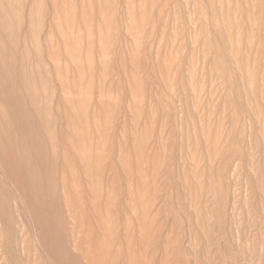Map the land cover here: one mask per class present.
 <instances>
[{"label":"rangeland","instance_id":"obj_1","mask_svg":"<svg viewBox=\"0 0 264 264\" xmlns=\"http://www.w3.org/2000/svg\"><path fill=\"white\" fill-rule=\"evenodd\" d=\"M18 1L22 3L25 0H11V3L18 6ZM26 1V11L31 10L32 22H25L19 48L20 51L22 48L26 51L24 56L27 63L29 62L28 66L31 67V63L34 65L28 68L33 72L34 81L39 83L37 86L35 82L36 91L40 95L39 101L41 100L37 108L41 107L39 109L43 111L48 106L51 111L43 113L41 110L37 112L30 109L28 102L21 100L20 90L17 89L19 91L16 93L15 87L12 93L10 88L7 90L9 84L5 82L6 89L0 94V104H4L7 111L15 107V112L14 109L8 112L13 123V133L9 130L8 135L13 142L9 140L11 147L1 148L0 151V264H264V0H31L32 4L30 0ZM26 14L23 11V16H27ZM47 16L49 20L46 19ZM122 18L126 19V29ZM201 18L205 20L201 21ZM40 29L46 31V34L43 31L40 34ZM69 29H73V33L81 37L80 52L74 45L73 38L68 39L65 48L61 44L62 50L57 45L62 43L60 33ZM25 33H29V40ZM36 37L38 48L35 46ZM116 38L118 42L121 39L119 46ZM91 39L96 47L92 48L94 64L89 66L86 61V47ZM201 41L204 42L203 45ZM41 44L46 46V50ZM206 51H211L209 56ZM113 53H117L115 58ZM17 56L20 59L21 52ZM76 57H80L82 61L78 69L75 67L77 64L73 63ZM216 61L222 63L223 70L226 68L228 74L219 69L221 66L217 68L220 64ZM228 67H232L233 71ZM58 68L61 72H58ZM117 69L120 72L117 73ZM125 90L127 95L123 94ZM55 96L60 98L56 97L54 101ZM72 96L78 101L74 100V106L70 107L66 100L74 98ZM11 112L19 118H15ZM117 118H121L120 123ZM15 124H18L17 127ZM24 126L28 127L29 132ZM239 129L242 131L238 132ZM113 131H117L115 135ZM235 132L241 135L236 136ZM246 132L250 134L248 143L244 139ZM36 145L40 148L35 147ZM13 150L17 157L12 155ZM34 153L37 155L34 156ZM33 156L39 161L31 159ZM221 163L226 165L223 167ZM6 166H9L8 170ZM10 168L15 173L11 174ZM25 169L35 177L36 184L30 182L29 185L25 180L28 173ZM46 176L49 180H45ZM42 179L45 183L40 182ZM20 180L23 182L19 183ZM56 182L65 186V200L74 225L67 220L65 224L63 220L58 204L59 198L62 200L61 193H52L53 188L51 189ZM14 183L20 187L14 186ZM22 184L24 188L21 187ZM240 184L243 185L241 188ZM43 188L46 192L42 191ZM216 188L219 193L215 192ZM22 193L25 195H21ZM13 194L18 198L13 197ZM255 195L256 199L253 198ZM18 202L23 203L20 204L22 208L17 205ZM225 202L233 209L226 207V204L222 206ZM2 208L6 212H2ZM234 208L238 211L235 212ZM18 209L26 210V215ZM65 209L62 208L64 212ZM36 210H40L42 215ZM7 211L9 214L6 215ZM18 212L22 213L20 217ZM34 217H37L36 220ZM30 227H36L33 228L34 231L29 230L33 233L28 231ZM73 242L77 243L76 247L82 251L85 261L73 257L76 254L71 249ZM122 246L124 247L121 248Z\"/></svg>","mask_w":264,"mask_h":264},{"label":"bare ground","instance_id":"obj_2","mask_svg":"<svg viewBox=\"0 0 264 264\" xmlns=\"http://www.w3.org/2000/svg\"><path fill=\"white\" fill-rule=\"evenodd\" d=\"M17 1V0H16ZM34 1V0H33ZM33 1H31L30 0V2H31V4L33 3ZM45 1V0H44ZM47 1V0H46ZM50 1V0H49ZM58 1V0H57ZM202 1V0H201ZM206 1V0H205ZM210 1H212V0H210ZM22 2V1H21ZM207 2H209V1H207ZM213 2V1H212ZM211 2V3H212ZM216 2V1H215ZM225 2V1H224ZM241 2H242V0H241ZM240 2V3H241ZM18 6L17 5H12V3H11V0H0V94H2V92H3V89L5 88V82H7L8 84H9V87L7 86V90H8V88H10V90H11V92L13 93V89L16 87V90L17 89H19V90H17V92L16 93H18V91L19 92H21V93H19V95H21V100H23L24 102H28V104L31 106V107H29L30 109H33L34 111L36 110L37 112L39 111V110H41V109H39V108H41V107H39V108H37V105H40L38 102H41V100L39 101V94L37 93L38 91H36V87H35V82H37V81H34V75H33V72L29 69V68H31L32 67V65H33V63H31V67H29L28 66V63H27V61H26V58H25V56H26V51H24L23 50V48L21 49L22 51H20V48H19V42L21 43L22 41H21V37L23 36V28H24V26L26 25V23L28 22V24H30V22H32V14H31V10L29 11V12H27L26 10H27V5H28V3H27V1L25 0V1H23L22 3H20L19 1H18ZM46 3V2H45ZM49 3V2H48ZM48 3H46V4H48ZM58 3V2H57ZM97 3V2H96ZM210 3V4H211ZM24 4V5H23ZM50 4V3H49ZM94 4H95V1H94ZM232 4V3H231ZM263 4V3H262ZM212 5V4H211ZM241 5V4H240ZM243 5V4H242ZM78 6V5H77ZM95 6V5H94ZM117 6H118V4H117ZM263 6H264V4H263ZM96 7V6H95ZM243 7V6H242ZM32 8H34V7H32ZM48 8V7H47ZM47 8H46V10H47ZM213 8V7H212ZM262 8H264V7H262ZM49 9H51V8H49ZM48 9V10H49ZM207 9V8H206ZM206 9H205V11H206ZM211 9V8H210ZM215 9V8H214ZM77 10V9H76ZM96 10V9H95ZM230 10V9H229ZM243 10V9H242ZM264 9H262V12H264L263 11ZM23 11H25V13H27L26 15L27 16H23ZM34 11V10H33ZM78 11H79V9H78ZM118 11V10H117ZM208 11V10H207ZM211 11H213L212 9H211ZM223 11H224V9H223ZM229 12H231V11H229ZM34 13V12H33ZM50 13V12H49ZM118 14H119V12H117ZM243 13V12H242ZM51 14V13H50ZM207 14H209V11L207 12ZM211 14V13H210ZM47 15V14H46ZM231 15V14H230ZM242 15H244V13L242 14ZM49 16V15H48ZM48 16H47V18L46 19H48ZM77 16H78V14H77ZM96 16V15H95ZM94 16V17H95ZM117 16V15H116ZM208 16L209 15H207L206 17H207V19H209L208 18ZM212 16V15H211ZM35 17V16H34ZM121 17V16H120ZM244 17V16H243ZM263 17H264V14H263ZM76 18V17H75ZM115 18H117V17H115ZM214 17L212 16V19H213ZM217 18V17H216ZM219 18V17H218ZM231 17H229V19H230ZM44 19H45V17H44ZM45 19V20H46ZM121 19V18H120ZM123 19V18H122ZM215 19V18H214ZM220 19V18H219ZM34 20V19H33ZM49 20V19H48ZM201 21L203 20L202 18L200 19ZM205 20V19H204ZM203 20V21H204ZM231 20V19H230ZM242 20V19H241ZM244 21H245V19H243ZM261 20H263V19H261ZM119 21V20H118ZM170 21V20H169ZM168 21V22H169ZM207 21H209V20H207ZM221 21V20H220ZM26 22V23H25ZM123 26H124V28L126 29L127 27H126V24H125V22H126V19H123ZM193 22V21H192ZM242 22V21H241ZM262 22V21H261ZM43 23H44V20H43ZM79 23V22H78ZM96 23V22H95ZM119 23V22H118ZM121 23V22H120ZM212 23V22H211ZM211 23H209V24H211ZM262 23H264V22H262ZM45 24H47V22L45 21ZM44 24V25H45ZM76 24V23H75ZM80 24V23H79ZM169 24V23H168ZM172 24H173V21H172ZM189 24V23H188ZM200 24H201V22H200ZM215 24H216V22H215ZM242 24H244V23H242ZM122 25V24H121ZM174 25V24H173ZM202 26H203V24H201ZM206 24L204 23V26H205ZM218 25V24H217ZM220 25H221V23H220ZM233 25V24H232ZM118 27L120 26V24H118L117 25ZM168 26V25H167ZM213 26H215V25H213ZM244 26V25H243ZM26 27V26H25ZM42 27V26H41ZM45 27H46V25H45ZM169 27V26H168ZM167 27V28H168ZM185 27H187L186 25H185ZM206 27V26H205ZM204 27V28H205ZM218 27V26H217ZM222 27V26H221ZM233 27V26H232ZM122 28V27H121ZM120 28V29H121ZM244 28V27H243ZM260 28H262V27H260ZM46 29H47V27H46ZM95 29H96V27H95ZM119 29V28H118ZM206 29V28H205ZM219 29V28H218ZM221 29V28H220ZM263 29V28H262ZM261 29V31L260 32H262L263 30ZM92 30H93V28H92ZM115 30V29H114ZM122 30V29H121ZM120 30V31H121ZM186 30V28H184V31ZM208 31H210V29H207ZM26 31H28L29 33H30V31L29 30H26ZM35 31V30H34ZM40 31V34H43V29H40L39 30ZM43 31V32H42ZM96 31V30H95ZM123 31V30H122ZM206 31V30H205ZM207 31V32H208ZM243 31L244 30H242V33H243ZM46 32V31H45ZM44 32V33H45ZM53 32V31H52ZM94 32V31H93ZM114 32V31H113ZM119 32V31H118ZM124 32V31H123ZM123 32H121V33H123ZM125 32H127L126 30H125ZM194 32V31H193ZM213 32V31H212ZM215 32V31H214ZM21 33H23L22 34V36H21ZM29 33H25L26 34V36H28V34ZM224 33V32H223ZM222 33V34H223ZM46 34V33H45ZM54 34V33H53ZM56 34V33H55ZM54 34V35H55ZM94 34V33H93ZM185 35H188L187 33H184ZM244 34V33H243ZM260 34V33H259ZM262 34V33H261ZM117 35L119 36V34L117 33ZM223 35H225V34H223ZM30 36V35H29ZM29 36L27 37L28 38V40L31 38H29ZM151 36V34L149 35V37ZM156 36V35H155ZM207 36V35H206ZM206 36L204 37L205 38V40H206ZM40 37V36H39ZM60 37H61V42L62 43H57V45H58V47H59V49L61 48L60 46H61V44H62V46L65 48V45L67 44V41H68V39L69 38H73L75 41V44L74 45H76V47H77V49H78V52H80V40H81V37H80V35L79 34H74L73 33V29L71 30V29H69L68 31H66V32H61L60 33ZM117 37V36H116ZM154 37V36H153ZM157 37V36H156ZM155 37V38H156ZM189 37V36H188ZM196 37H198V36H196ZM210 37V36H209ZM214 37V36H213ZM224 37V36H223ZM258 37V36H257ZM24 38H25V36H24ZM37 39H35V46L38 48V37H36ZM44 38V37H43ZM94 38V37H93ZM122 38V37H121ZM187 38V37H186ZM185 38V39H186ZM200 38V37H199ZM226 38V37H225ZM224 38V39H225ZM97 39V38H96ZM150 39V38H149ZM196 39V38H195ZM201 39V38H200ZM41 40H42V38H41ZM51 44H52V42H51V40L50 39H47ZM94 40V39H93ZM116 40H117V38H116ZM124 40H125V38H124ZM144 40H145V38H144ZM190 40V39H189ZM218 40V39H217ZM25 41V39L23 40V42ZM46 41V40H45ZM96 41V40H95ZM120 42H121V39L119 40ZM210 41V40H209ZM224 41V40H223ZM257 41V39L255 40V42ZM30 42V41H29ZM39 42H40V40H39ZM117 42H118V40H117ZM120 42H118V46H119V43ZM134 42V41H133ZM226 42V41H225ZM242 42H243V40H242ZM31 43H33V42H31ZM41 43H43V42H41ZM47 43V42H46ZM45 43V44H46ZM143 43H145V41L143 42ZM154 43V42H153ZM197 43H198V41H197ZM197 43H196V45H197ZM200 43H202V41L200 42ZM218 43H219V41H218ZM227 43V42H226ZM226 43H224V44H226ZM232 43H233V41H232ZM29 44V43H28ZM44 44V45H45ZM163 44V43H162ZM204 44V42L202 43V45ZM206 44H207V42H206ZM264 44V43H263ZM23 45V44H22ZM32 45V44H31ZM48 45V44H47ZM95 45V46H94ZM123 45V44H122ZM220 45V44H219ZM226 45H228V44H226ZM40 46V45H39ZM41 46H42V44H41ZM117 46V47H118ZM200 46V45H199ZM205 46V45H204ZM224 46V45H223ZM258 46H261L260 44L258 45ZM42 47H44V46H42ZM46 47V46H45ZM44 47V48H45ZM49 47V46H48ZM94 47H96V44H93V41H92V39L91 40H89L88 42H87V47H86V57H87V63H88V65L89 66H92L93 64H94V58H93V51H92V48H94ZM115 47H116V45H115ZM197 47V46H196ZM226 47V46H225ZM241 47H243V45L241 46ZM28 48H30V47H28ZM85 48V47H84ZM123 48V47H122ZM200 48V47H199ZM198 48V49H199ZM217 48V47H216ZM228 48V47H227ZM226 48V49H227ZM253 48H254V46H253ZM33 49V48H32ZM35 49V48H34ZM82 49H83V47H82ZM119 49V48H118ZM222 48H221V45H220V50H221ZM242 49V48H241ZM240 49V50H241ZM44 50V49H43ZM45 50H46V48H45ZM45 50H44V52H45ZM61 50H62V48H61ZM95 50V49H94ZM116 50H117V48H116ZM124 50V49H123ZM192 50V49H191ZM204 50V49H203ZM206 50V49H205ZM211 50H212V48H211ZM224 50V49H223ZM252 50V49H251ZM260 50H262V48L260 49ZM24 51V52H23ZM218 51V50H217ZM19 52H21V56H20V59L18 58V56L17 55H19ZM33 52V51H32ZM118 52V51H117ZM121 52H122V50H121ZM197 52H199L198 50H197ZM205 52V51H204ZM209 52H211V51H209ZM209 52L207 53V51H206V53H207V55L209 56ZM241 52V51H240ZM239 52V53H240ZM252 52V51H251ZM46 53V52H45ZM200 53V52H199ZM198 53V54H199ZM225 53V51H223V53L222 54H224ZM114 54V58L116 57V55H117V53H116V55H115V53H113ZM125 54V53H124ZM212 54V53H211ZM210 54V55H211ZM263 54V53H262ZM25 55V56H24ZM42 55H44L43 54V51H42ZM123 55V54H122ZM153 55V54H152ZM196 55V54H195ZM206 55V57H208ZM213 55V54H212ZM251 55V54H250ZM35 56V55H34ZM100 56H103V55H100ZM160 56V55H159ZM189 56V55H188ZM215 56V55H214ZM226 56V55H225ZM32 57V56H31ZM44 57H45V55H44ZM43 57V58H44ZM125 56H123V58H124ZM199 58H200V56H198ZM210 57H212V56H210ZM216 57V56H215ZM218 57V56H217ZM36 58V57H35ZM46 58V57H45ZM129 58V57H128ZM146 58V57H145ZM151 58H153V57H151ZM238 58H239V56H238ZM261 58V57H260ZM32 59V58H31ZM211 59V58H210ZM263 59V58H262ZM37 60V59H36ZM97 60V59H96ZM95 60V61H96ZM117 60V59H116ZM116 60H115V64L117 63L116 62ZM215 60H216V58H215ZM260 60V59H259ZM29 61V60H28ZM44 61V60H43ZM68 61V60H67ZM113 61V60H112ZM55 62H58V61H55ZM59 62H61V59L59 60ZM216 62H218V61H216ZM260 62V61H259ZM258 62V63H259ZM262 62H264V61H262ZM261 62V63H262ZM47 63H48V61H47ZM46 63V64H47ZM70 63V62H69ZM73 63L76 65L77 64V66H75L76 67V69H78L79 67H81V65H82V61H81V59H80V57L78 58V57H76L75 59H74V61H73ZM207 63V62H206ZM210 63V62H209ZM219 63V62H218ZM217 63V64H218ZM221 63V62H220ZM219 63V64H220ZM229 63V62H228ZM50 64V63H49ZM58 64V63H57ZM63 64H64V62H63ZM68 64V63H67ZM114 64V65H115ZM222 64V63H221ZM221 64L220 65H218V67L217 68H219V66H221ZM226 64V63H225ZM62 65V64H61ZM212 65H214V64H212ZM224 65V64H223ZM228 65V64H227ZM260 65V64H259ZM259 65H258V67H259ZM34 66V65H33ZM41 66V65H40ZM50 66H51V64H50ZM118 65H116V67H117ZM128 66V65H127ZM181 66H182V64H181ZM229 66H231V65H229ZM29 67V68H28ZM49 67V66H48ZM52 67V66H51ZM51 67H49V68H51ZM61 67V66H60ZM115 67V66H114ZM214 67V66H213ZM225 67V66H224ZM250 67V66H249ZM254 67V66H253ZM41 68H42V66H41ZM62 68V67H61ZM64 68V67H63ZM156 68V67H155ZM228 68H230V67H228ZM232 68V67H231ZM229 69V70H232L233 71V68L232 69ZM263 68V67H262ZM262 68H260V69H262ZM116 69V68H115ZM220 70L222 69L223 70V68H222V66H221V68H219ZM240 69H242V68H240ZM252 69H254V68H252ZM58 70V72H61V70L58 68L57 69ZM118 70V69H117ZM179 70H181V69H179ZM205 70H207V69H205ZM225 70V72H226V68L224 69ZM223 70V71H224ZM263 70V69H262ZM50 71V70H49ZM53 71V70H52ZM182 71H183V68H182ZM181 71V72H182ZM242 71H243V69H242ZM259 71V70H258ZM257 71V72H258ZM41 72H42V70H41ZM118 72H120L119 70L117 71V73ZM231 72V71H230ZM234 72H237V71H234ZM245 72V71H244ZM43 73V72H42ZM51 73V72H50ZM74 73L76 74V72L74 71ZM222 74L224 73V72H221ZM227 74H228V72H226ZM53 74V73H52ZM70 74H71V72H70ZM157 74V73H156ZM226 74V75H227ZM236 74H238V73H236ZM239 74H240V72H239ZM239 74H238V76H239ZM243 74V73H242ZM264 74V73H263ZM51 75V74H50ZM120 75V74H119ZM177 75H179V74H177ZM184 75V74H183ZM212 75V74H211ZM229 75H230V73H229ZM38 76V75H37ZM37 76H35V77H37ZM182 76V75H181ZM231 76V75H230ZM235 76V75H234ZM243 76V75H242ZM179 77V76H178ZM219 77V76H218ZM256 77H257V75H256ZM47 79L49 78V77H46ZM232 78V77H231ZM238 78V77H237ZM243 78V77H242ZM258 79H259V77H257ZM54 79V78H53ZM55 79H57V78H55ZM122 79V78H121ZM212 79H213V77H212ZM224 79V78H223ZM244 79V78H243ZM40 80V79H39ZM123 80V79H122ZM239 80V79H238ZM257 80V79H256ZM84 81V80H83ZM144 81V80H143ZM183 81H185V80H183ZM224 81V80H223ZM227 81V80H226ZM260 81V80H259ZM40 82V81H39ZM233 82V81H232ZM238 84H239V81H236ZM235 82V83H236ZM54 83H55V81H54ZM85 83H86V81H85ZM85 83H83V84H85ZM217 83V82H216ZM244 83V82H243ZM255 83H256V81H255ZM38 82H37V86H38ZM93 84V83H92ZM146 84V83H145ZM145 84H144V86L143 87H145ZM230 84V83H229ZM223 85H225V82H224V84ZM237 85V84H236ZM17 86H18V88H17ZM56 86H57V84H56ZM204 86V85H203ZM226 86H227V84H226ZM232 86H233V84H232ZM231 86V87H232ZM244 86V85H243ZM255 86L257 87V85L255 84ZM49 87V86H48ZM87 87V86H86ZM231 87H228L229 89L231 88ZM235 87V86H234ZM238 87V86H237ZM55 88H57V87H55ZM224 88V87H223ZM239 88V87H238ZM255 88V87H254ZM6 89V88H5ZM40 89V88H39ZM47 89H51V88H47ZM235 89V88H234ZM234 89H232L233 91H234ZM241 89V88H240ZM53 90V89H52ZM60 90V89H59ZM59 90H58V92H59ZM123 90V89H122ZM231 90V89H230ZM49 91V90H48ZM54 91H56L57 92V89H55ZM127 90H125V91H123V94H128V93H125ZM187 91V90H186ZM240 91V90H239ZM239 91L237 92V93H239ZM246 91H247V89H246ZM5 92H8V91H5ZM223 92H224V90H223ZM235 92V91H234ZM233 92V93H234ZM74 93V92H73ZM187 93H188V91H187ZM212 93V92H211ZM247 93V92H246ZM258 93V92H257ZM6 94H8V93H6ZM63 94H66L65 92H63ZM181 94V93H180ZM249 94V93H248ZM4 95V94H3ZM12 94H10V96H11ZM18 95V96H19ZM89 95V94H88ZM183 95V94H182ZM181 95V96H182ZM187 95V94H186ZM229 95H231L230 93H229ZM234 95H235V93H234ZM233 95V96H234ZM240 95V94H239ZM242 95V94H241ZM240 95V96H241ZM1 96V95H0ZM9 96V95H8ZM9 96V97H10ZM14 96V95H13ZM76 96V95H75ZM90 96V95H89ZM239 96V97H240ZM248 96V95H247ZM250 96V95H249ZM256 96H258L257 94H256ZM20 97V96H19ZM42 97V96H41ZM56 97L57 96H55V98H54V101H56L55 99H56ZM59 97V96H58ZM57 97V98H58ZM72 97H74V96H72ZM77 97V96H76ZM93 98H94V96H92ZM187 97V96H186ZM193 97V96H192ZM242 97V96H241ZM2 99H3V97H1ZM48 98V97H47ZM60 98V97H59ZM122 98H124L123 96H122ZM146 98V97H145ZM182 98V97H181ZM234 98H236V96L234 97ZM258 98V97H257ZM12 99V98H11ZM17 99V98H16ZM130 99V98H129ZM183 99V98H182ZM187 99V98H186ZM233 99V98H232ZM241 99V98H240ZM250 99H251V97H250ZM10 100V99H9ZM20 100V101H21ZM45 100V99H44ZM47 100H49V98L47 99ZM61 100V99H60ZM74 100H77V98H72V99H67L66 101L68 102V104L70 105V107H73L74 105H72L73 104V101ZM127 100V99H126ZM125 100V101H126ZM151 100V99H150ZM174 99H172V103H174L175 101H173ZM187 100H189V98L187 99ZM259 100V99H258ZM11 101H13V100H11ZM15 101V100H14ZM58 101V100H57ZM62 101V100H61ZM78 101V100H77ZM145 101H146V99H145ZM212 101V100H211ZM220 101V100H219ZM242 101H243V99H242ZM252 101V100H251ZM23 102V103H24ZM44 102V101H43ZM50 102V101H49ZM117 102H119V101H117ZM122 102V101H121ZM126 102H128V101H126ZM125 102V103H126ZM146 102H148V101H146ZM154 102V101H153ZM181 102V101H180ZM189 102V101H188ZM228 102H229V100H228ZM235 102H237V99H236V101ZM260 102V101H259ZM258 102V103H259ZM1 103V102H0ZM47 102H45V105H48V104H46ZM177 103V102H176ZM175 103V104H176ZM232 103H234V100L232 101ZM244 103V102H243ZM52 104V103H51ZM64 104V103H63ZM121 104V103H120ZM123 104V103H122ZM178 104V103H177ZM181 104H183V102H181ZM228 104V103H227ZM241 104V102L239 103V105ZM245 104V103H244ZM261 104V103H260ZM4 105V104H3ZM2 104H0V151H1V148H4V147H11V145H10V143L11 142H9V140H12L11 138H10V136L8 135V131L9 130H11L12 129V127H13V123H12V121H11V119H10V117H9V114H8V112H9V110L10 109H14V111L13 112H15V107L14 108H9V110L7 111V107L6 106H3ZM53 105H55V104H53ZM52 105V106H53ZM58 105V104H57ZM124 105V104H123ZM154 105V104H153ZM152 105V106H153ZM166 105V104H165ZM174 105V104H173ZM218 105V104H217ZM233 105V104H232ZM238 106V104H235V106ZM15 106V105H14ZM59 106H61V105H59ZM98 106V105H97ZM97 106H95V107H97ZM125 106V105H124ZM261 106V105H260ZM6 107V108H5ZM42 107H44V106H42ZM51 107V106H50ZM90 107H92V106H90ZM171 107H173V106H171ZM174 107H175V105H174ZM240 107H242V106H240ZM22 109H24L23 107H21ZM125 108V107H124ZM145 108V107H144ZM262 106H261V110H262ZM51 109V108H50ZM53 109H54V107H53ZM66 109H67V107H66ZM123 109V108H122ZM175 109H178L177 107L175 108ZM184 109V108H183ZM239 109V108H238ZM238 109H237V111H238ZM25 110V109H24ZM26 110H27V108H26ZM61 110H62V108H61ZM61 110H59L60 112H61ZM131 110V109H130ZM185 110V109H184ZM228 110H229V108H228ZM242 109H240V111H241ZM11 111V110H10ZM17 111V110H16ZM42 111V110H41ZM48 111H51V110H49V107L48 106H45L44 107V109H43V113L44 112H48ZM68 111V110H67ZM122 111V110H121ZM120 111V113L122 114V112ZM125 112H126V109L124 110ZM236 111V112H237ZM248 111V110H247ZM13 112H11V114L12 115H14L13 114ZM22 112H25V111H22ZM33 112V111H32ZM173 112H174V110H173ZM177 112H178V110H177ZM183 112V111H182ZM205 112V111H204ZM228 112V111H227ZM244 112V111H243ZM25 113H28V112H25ZM36 113V112H35ZM34 113V114H35ZM62 113V112H61ZM176 113V112H175ZM215 113V112H214ZM230 113V112H229ZM229 113H228V116H229ZM244 113H246V112H244ZM243 113V114H244ZM264 113V112H263ZM55 114V113H54ZM126 114V113H125ZM144 114L145 113H143V116H144ZM178 114V113H177ZM235 115L237 114V113H234ZM238 114H239V112H238ZM29 115V114H28ZM41 115V114H40ZM48 115V114H47ZM89 115H90V113H89ZM171 115V114H170ZM204 115H206V114H204ZM246 115V114H245ZM15 116V115H14ZM17 116V115H16ZM16 116H15V118H16ZM27 116V115H26ZM56 116V115H55ZM57 116H59V115H57ZM117 116H119V115H117ZM131 116V115H130ZM175 116H176V114H175ZM183 117L185 116V115H182ZM187 116V115H186ZM249 116V115H248ZM18 118H19V116H17ZM31 117V116H30ZM35 117H37L36 115H35ZM51 117H52V115H51ZM54 117V116H53ZM132 117V116H131ZM178 117H179V115H178ZM189 117V116H188ZM187 117V118H188ZM235 117V116H234ZM241 117H243V115L241 116ZM247 117V116H246ZM250 117V116H249ZM13 118V117H12ZM29 118V117H28ZM31 118H33V116L31 117ZM59 118V117H58ZM57 117H56V119H58ZM90 118V117H89ZM122 118V117H121ZM121 118H117V120L119 119V123H120V120H121ZM126 118H127V120H128V117H125V120H126ZM25 119V118H24ZM38 119V118H37ZM70 119V118H69ZM68 119V120H69ZM98 119V118H97ZM197 119H198V117H197ZM232 119V118H231ZM230 119V120H231ZM248 119V118H247ZM64 120V119H63ZM22 121V120H21ZM228 121V120H227ZM242 121V120H241ZM18 122H19V120H18ZM25 122H27V121H25ZM37 122H39V121H37ZM36 122V123H37ZM56 122H57V120H56ZM64 122V121H63ZM62 122V123H63ZM127 122V121H126ZM141 122V121H140ZM229 122V121H228ZM235 122H237V121H235ZM246 121H245V119H244V123H245ZM260 122V121H259ZM19 123H21V122H19ZM18 123V124H19ZM23 123H24V120H23ZM28 123V122H27ZM46 123L48 124V121H46ZM51 123H53V122H51ZM80 123V122H79ZM17 124V125H18ZM34 123H32V125H33ZM56 124V123H55ZM64 124V123H63ZM72 124V123H71ZM81 124V123H80ZM198 124V123H197ZM231 124V123H230ZM241 124H243V123H241ZM246 124V123H245ZM17 125L15 124V127H17ZM21 125H23V124H21ZM31 125V124H30ZM40 125V124H39ZM228 125V124H227ZM237 125H239V124H237ZM63 126V125H62ZM79 126V125H78ZM241 126V125H240ZM239 126V127H240ZM245 126V125H244ZM19 127V126H18ZM25 127V126H24ZM32 127V126H31ZM37 127V126H36ZM56 127V126H55ZM58 127V126H57ZM77 127V126H76ZM119 127V126H118ZM190 127V126H189ZM197 127V126H196ZM248 127V126H247ZM246 127V128H247ZM28 127H25V129H27ZM41 128V127H40ZM115 128H117L116 127V125H115ZM183 128H184V126H183ZM197 128H199V127H197ZM246 128H245V130H246ZM21 129V128H20ZM53 129V128H52ZM56 129V128H55ZM179 129V128H178ZM17 130V129H16ZM28 130V132H29V129H27ZM33 130H35V129H33ZM40 130V129H39ZM237 130V129H236ZM241 129H239L238 130V132L240 131ZM259 130V129H258ZM12 131V133H13V130H11ZM20 131V130H19ZM30 131H32V130H30ZM129 131V130H128ZM185 131V130H184ZM189 131L191 132V129L189 128ZM199 131V130H198ZM212 131V130H211ZM210 131V132H211ZM235 131V129L233 130V132ZM242 131V130H241ZM240 131V132H241ZM247 131V130H246ZM251 131H253V128H252V130ZM250 131V132H251ZM21 132V131H20ZM33 132V131H32ZM36 132V131H35ZM117 132V131H116ZM115 132V133H116ZM139 132V131H138ZM200 133H201V131H199ZM15 133V132H14ZM19 133V132H18ZM22 133V132H21ZM20 133V136H22V134ZM41 133V132H40ZM61 133V132H60ZM64 133V132H63ZM69 133V132H68ZM113 133H114V131H113ZM112 133V134H113ZM115 133H114V135H115ZM179 133V132H178ZM199 133V134H200ZM42 134V133H41ZM58 134V133H57ZM56 134V135H57ZM62 134V133H61ZM129 134V133H128ZM154 134H156V133H154ZM198 134V135H199ZM234 134H236V136L237 135H239V134H237L236 132L234 133ZM243 134V133H242ZM48 135H49V133H48ZM178 134H176V136H177ZM241 135V134H240ZM19 136V137H20ZM27 136H29L28 135V133H27ZM32 136V135H31ZM30 136V137H31ZM45 136V135H44ZM59 136V135H58ZM57 136V137H58ZM179 136V135H178ZM177 136V137H178ZM211 136H212V134H211ZM231 136H233V135H231ZM244 136H245V134H244ZM252 136V135H251ZM19 137H17V138H19ZM23 137V136H22ZM29 137V138H30ZM33 137V136H32ZM34 137L36 138V136L34 135ZM62 137V136H61ZM60 137V138H61ZM183 137H184V135H183ZM235 136H233V138H234ZM250 137V134L248 133L247 134V132H246V136L244 137V139L246 138V141H247V139ZM38 138V137H37ZM42 138V137H41ZM46 138V137H45ZM59 138V137H58ZM57 138V139H58ZM112 138H113V136H112ZM114 138H115V136H114ZM127 138H128V136H127ZM211 138V137H210ZM236 138V137H235ZM262 138H263V135H262ZM40 139V138H39ZM49 139V138H48ZM176 139H178V138H176ZM184 139V138H183ZM199 139H200V137H199ZM231 139V138H230ZM238 139V138H237ZM239 139H243V137L242 138H240L239 137ZM243 139V140H244ZM250 139H252V138H250ZM259 139V138H258ZM257 139V140H258ZM32 140H33V138H32ZM38 140V139H37ZM41 140V139H40ZM47 140V139H46ZM59 140V139H58ZM129 140V139H128ZM210 140V139H209ZM36 141V140H35ZM34 141V142H35ZM44 141H45V139H44ZM48 141V140H47ZM57 141V140H56ZM148 141V140H147ZM237 141V140H236ZM235 141V142H236ZM239 141V140H238ZM251 141V140H250ZM12 142H13V140H12ZM22 142H24V139H23V141ZM38 142V141H37ZM36 142V143H37ZM58 142V141H57ZM112 142V141H111ZM113 142H114V140H113ZM112 142V143H113ZM128 142H130V141H128ZM184 142V141H183ZM232 142V141H231ZM260 142V141H259ZM258 142V143H259ZM17 143H19V142H17ZM60 143V142H59ZM62 143H63V141H62ZM200 143H202V140H200ZM243 143H244V141H243ZM247 143H248V141H247ZM29 144V143H28ZM114 144H116V142H114ZM113 144V145H114ZM246 144V143H245ZM252 144V143H251ZM33 145H34V143H33ZM193 145V144H192ZM230 146H233V145H231V144H229ZM235 145H236V143H235ZM248 145V144H247ZM261 145V144H260ZM17 146V145H16ZM21 146H23V144L21 145ZM27 146V145H26ZM29 146V145H28ZM31 146V145H30ZM38 145H36L35 147H37ZM49 146V145H48ZM47 146V147H48ZM117 146V145H116ZM130 146V145H129ZM176 146H178V145H176ZM184 146V145H183ZM238 146H239V144H238ZM237 146V147H238ZM241 146H242V141H241ZM258 146H259V144H258ZM39 147V146H38ZM44 147V146H43ZM66 147H67V145H66ZM114 147V146H113ZM131 147V146H130ZM201 147H203V146H201ZM224 147V146H223ZM228 147V146H227ZM236 147V148H237ZM33 148H34V146H33ZM32 148V149H33ZM40 148V147H39ZM68 148V147H67ZM240 148V147H239ZM253 148V147H252ZM260 148H261V146H260ZM10 149V148H9ZM19 149V148H18ZM25 149V148H24ZM27 149H28V147H27ZM35 149V148H34ZM48 149V148H47ZM116 149V148H115ZM204 149V148H203ZM232 149V148H231ZM242 149V148H241ZM258 149V148H257ZM6 150V149H5ZM29 150V149H28ZM35 150H37V149H35ZM49 150V149H48ZM113 150H114V148H113ZM130 150H132L131 148H130ZM228 150H230V149H228ZM228 150H226V151H228ZM243 150V149H242ZM241 150V151H242ZM19 151V150H18ZM32 151H34V150H32ZM115 151V150H114ZM221 151V150H220ZM224 151V150H223ZM255 151V150H254ZM3 152V151H2ZM29 152V151H28ZM40 152H41V149H40ZM50 152V151H49ZM116 152V151H115ZM114 152V153H115ZM141 152V151H140ZM173 152H174V150H173ZM184 152V151H183ZM204 152V151H203ZM222 152V151H221ZM228 152H231V151H228ZM259 152V151H258ZM257 152V153H258ZM13 154L12 155H14V153H16L14 150H13V152H12ZM26 153H27V151H26ZM32 153V152H31ZM205 153V152H204ZM215 153V152H214ZM223 153V152H222ZM245 153V152H244ZM260 153V152H259ZM3 154H4V152H3ZM6 154V153H5ZM28 155H29V153H27ZM35 154V153H34ZM60 154V153H59ZM140 154V153H139ZM219 154H220V152H219ZM225 154H227V153H224V155ZM260 154H262V153H260ZM27 155V156H28ZM37 154H35L34 156H36ZM42 155H44V154H42ZM73 155V154H72ZM132 155V154H131ZM204 156H205V154H203ZM220 155H222V154H220ZM229 155H232L231 153L229 154ZM228 155V156H229ZM246 155V154H245ZM259 155V154H258ZM15 156V155H14ZM23 156V155H22ZM34 156H33V158H31V159H34ZM48 156V155H47ZM58 156H60V155H58ZM112 156V155H111ZM11 158H12V156H10ZM15 157H17V156H15ZM14 157V158H15ZM19 157H20V155H19ZM113 157V156H112ZM111 157V158H112ZM114 157H115V155H114ZM185 157V156H184ZM222 157V156H221ZM224 157V156H223ZM255 157V156H254ZM6 158L7 159H9L10 160V158L9 157H7L6 156ZM21 158V157H20ZM49 159L51 158V157H48ZM132 158H133V156H132ZM131 158V159H132ZM231 158V157H230ZM256 158V157H255ZM1 159V158H0ZM22 159V158H21ZM43 159V158H42ZM41 159V160H42ZM170 159V158H169ZM173 159V158H172ZM186 159V158H185ZM4 160V159H3ZM16 160V159H15ZM36 160H37V157H36ZM35 159H34V161H36ZM48 160V159H47ZM111 160H113V159H111ZM133 160V159H132ZM171 160V159H170ZM219 160V159H218ZM222 160H224V159H222ZM225 160H227V157H226V159ZM37 161H39V160H37ZM77 160H75V162H76ZM187 161V160H186ZM216 161V160H215ZM8 162V161H7ZM32 163H33V160L31 161ZM42 162H44V161H42ZM50 162V161H49ZM59 162H60V160H59ZM62 162V161H61ZM133 162V161H132ZM220 162V161H219ZM222 162V161H221ZM247 162V161H246ZM259 162H260V160H259ZM19 163V162H18ZM46 163H48V162H46ZM78 163V162H77ZM77 163H75V164H77ZM115 163V162H114ZM218 162H216V164H217ZM1 164V163H0ZM4 164V163H3ZM9 165H10V163H8ZM20 164V163H19ZM34 164V163H33ZM40 164V163H39ZM79 164V163H78ZM77 164V165H78ZM112 164H113V161H112ZM134 164V163H133ZM234 164V163H233ZM249 164V163H248ZM259 164V163H258ZM40 165H42V164H40ZM57 165V164H56ZM62 165V164H61ZM117 165V164H116ZM221 165L223 166V164L221 163ZM220 165V166H221ZM226 165V164H225ZM224 165V166H225ZM12 166V165H11ZM10 166V167H11ZM17 166H20V165H18L17 164ZM37 167H38V165H36ZM63 166V165H62ZM114 166H115V164H114ZM175 166V165H174ZM223 166V167H224ZM21 167V166H20ZM20 167H17V168H20ZM32 167H33V165H32ZM53 167V166H52ZM134 167V166H133ZM180 167V166H179ZM228 169H229V167L228 166H226ZM1 168V167H0ZM2 168H3V166H2ZM6 168H7V166H6ZM8 168H9V166H8ZM8 168H7V170H8ZM43 168V167H42ZM47 168V167H46ZM115 168H116V166H115ZM174 168V167H173ZM176 168V167H175ZM211 168H213V166L211 167ZM219 168H221V167H219ZM234 168V167H233ZM22 169V168H21ZM57 169V168H56ZM64 169V168H63ZM118 169V168H117ZM214 169V168H213ZM226 169V168H225ZM10 170H11V168H10ZM23 170V169H22ZM26 170V169H25ZM31 170V169H30ZM66 170V169H65ZM115 170V169H114ZM224 170V169H223ZM250 170V169H249ZM259 170H260V167H259ZM5 171H6V169H5ZM16 171V170H15ZM119 172H120V170H118ZM211 171V170H210ZM214 171V170H213ZM216 171H218L217 170V168H216ZM229 171V170H228ZM262 171V170H261ZM1 172V171H0ZM20 172V171H19ZM23 172V171H22ZM26 172H28L27 170H26ZM36 172V171H35ZM116 172H117V170H116ZM225 172V171H224ZM259 172V171H258ZM2 173H4V172H2ZM6 173H8V172H6ZM11 174L12 173H15V172H12V170H11V172H10ZM40 173V171L38 170V174ZM57 173H59L58 171H57ZM118 173V172H117ZM213 173V172H212ZM217 173H219V172H217ZM230 173H231V171H230ZM229 173V174H230ZM235 173V172H234ZM255 173V172H254ZM263 173V172H262ZM21 174V173H20ZM33 174H34V172H33ZM43 175H44V173H42ZM67 174V173H66ZM80 174V173H79ZM204 174H205V172H204ZM216 173L214 172V176H216L215 175ZM241 174V173H240ZM252 174V173H251ZM256 174V173H255ZM16 175H17V173H16ZM41 175V174H40ZM118 175H119V173H118ZM226 175V174H225ZM224 175V176H225ZM228 175V174H227ZM235 175V174H234ZM233 175V176H234ZM254 175V174H253ZM262 175V174H261ZM13 176V175H12ZM18 176V175H17ZM25 176V175H24ZM37 176V175H36ZM68 176V175H67ZM66 176V177H67ZM81 176V175H80ZM79 176V177H80ZM223 176V175H222ZM21 177V176H20ZM25 177H27L25 180H27L29 183V185H31L30 184V182H34L35 183V177L31 174V173H27V176H25ZM24 177V178H25ZM41 177H43V176H41ZM45 177V176H44ZM47 177V176H46ZM122 177V176H121ZM120 177V178H121ZM175 177V176H174ZM242 177V176H241ZM247 177H249L248 175H247ZM252 177V176H251ZM257 177V176H256ZM64 178H65V176H64ZM215 178V177H214ZM213 178V179H214ZM220 178V177H219ZM231 178V177H230ZM233 178V177H232ZM20 179V178H19ZM37 179V178H36ZM45 179V178H44ZM44 179H42L40 182H42ZM81 179V178H80ZM122 179V178H121ZM120 179V180H121ZM204 179H205V176H204ZM236 179V178H235ZM235 179H234V181H235ZM252 179V178H251ZM24 180V179H23ZM23 180L21 181V182H19V183H22L23 182ZM45 180H49L48 179V177H47V179H45ZM59 180H60V178H59ZM82 181H83V179H81ZM123 180V179H122ZM211 180H212V177H211ZM228 180V179H227ZM19 181V180H18ZM55 181V180H54ZM214 182H216L217 183V181L216 180H213ZM236 181H238V180H236ZM249 181V180H248ZM40 182H38V183H40ZM44 183H45V181H43ZM50 182V181H49ZM123 182V181H122ZM205 182V181H204ZM214 182H212V184H211V187H213L212 185H214L213 183ZM242 182H243V179H242ZM250 183H251V181H249ZM256 182H257V180H256ZM26 183V182H25ZM51 183V182H50ZM50 183H49V185H50ZM111 183V182H110ZM231 183H232V181H231ZM240 183H241V181H240ZM254 183V182H253ZM262 183V182H261ZM16 183H14V186H19V185H15ZM36 184V183H35ZM224 184V183H223ZM233 184V183H232ZM243 184H244V182H243ZM257 184V183H256ZM34 185V184H33ZM67 185V184H66ZM205 185V184H204ZM241 185V184H240ZM251 186H252V184H250ZM254 185V184H253ZM262 185V184H261ZM23 186V184L21 185V187ZM35 186V185H34ZM51 186V185H50ZM68 186V185H67ZM243 185H241L240 186V188L242 187ZM20 187V186H19ZM47 187V186H46ZM204 187V186H203ZM210 187V188H211ZM235 187V186H234ZM15 188H17V187H15ZM14 188V189H15ZM22 188H24V187H22ZM48 188V187H47ZM53 188V191H52V193L53 192H55V194H57L58 193V191H59V194L61 195V199L62 200H60V198H59V205H60V210L62 211L61 213H62V216H63V220H64V222H65V224H66V220H67V222H69V224H72V225H74V223H73V218L71 217V215H70V211H69V209H68V205H67V200H65V186L64 185H61V184H57V182L54 184V186L53 187H51V189ZM209 188V189H210ZM45 188H43V192H46L45 190H44ZM244 189V188H243ZM251 189H252V187H251ZM16 190V189H15ZM23 190V189H22ZM30 190H33V189H30ZM122 190L124 191V188H123V186H122ZM213 190H215V188H213ZM226 190V189H225ZM68 191V190H67ZM69 191H70V189H69ZM122 191V192H123ZM218 190H217V188H216V191L215 192H217ZM228 191H230V190H228ZM241 191H244V190H241ZM255 191V190H254ZM254 191H252V192H254ZM20 192H21V189H20ZM26 192V191H25ZM37 192V191H36ZM42 192V193H43ZM82 192H83V187H82ZM84 192H85V190H84ZM127 192V191H126ZM144 192V191H143ZM212 192V191H211ZM214 192V191H213ZM214 192V193H215ZM236 192V191H235ZM257 192V191H256ZM19 193V192H18ZM28 193V192H27ZM123 193H125V192H123ZM217 193H219V192H217ZM15 194V193H14ZM13 194V197L14 196H17V195H14ZM29 194V193H28ZM68 194H70V193H68ZM203 194H204V192H203ZM203 194H202V196H203ZM251 194V193H250ZM21 195H25V194H21ZM87 195H88V193H87ZM215 195V194H214ZM232 195V194H231ZM29 196H30V194H29ZM45 196V195H44ZM57 196V195H56ZM192 196V195H191ZM20 197V196H19ZM42 197V196H41ZM86 196H84V198H85ZM214 197V196H213ZM216 197V196H215ZM236 197V196H235ZM234 197V198H235ZM239 197H240V195H239ZM251 197V196H250ZM261 197H262V195H261ZM5 198V197H4ZM15 198H18V196L17 197H15ZM30 198H31V196H30ZM44 198V197H43ZM120 198V197H119ZM122 198V197H121ZM203 198H204V196H203ZM253 198H255L256 199V195H255V197H253ZM57 199V198H56ZM71 199V198H70ZM86 199V198H85ZM245 199V198H244ZM34 200V199H33ZM32 200V201H33ZM39 200V199H38ZM42 200H44V199H42ZM65 200V201H64ZM201 200V199H200ZM211 200V199H210ZM209 200V201H210ZM238 200H239V198H238ZM17 201H18V199H17ZM29 201V200H28ZM28 201H27V204H28ZM85 201V200H84ZM230 201H231V199H230ZM30 202V201H29ZM42 201H40V204H42L41 203ZM45 202V201H44ZM56 202V201H55ZM215 202H216V198H215ZM239 202V201H238ZM10 203V202H9ZM15 203V202H14ZM38 203H39V201H38ZM122 203V202H121ZM20 204H23V203H21L20 202ZM20 204H19V202H18V204L17 205H19L20 206ZM33 204V203H32ZM46 204V203H45ZM44 204V205H45ZM49 204V203H48ZM72 204V203H71ZM86 204V203H85ZM155 204V203H154ZM212 204V203H211ZM216 204V203H215ZM224 204H226L227 205V203L225 202V203H223L222 204V206H224ZM231 204V203H230ZM229 204V205H230ZM235 204V203H234ZM240 204H241V201H240ZM5 205V204H4ZM24 205H26V203L24 204ZM118 205V204H117ZM236 205H238V204H236ZM43 206V205H42ZM54 206V205H53ZM74 206V205H73ZM216 206V205H215ZM17 207V206H16ZM21 207V206H20ZM26 207V206H25ZM46 207H47V205H46ZM63 207H65L66 209H65V212L62 210V208ZM85 207V206H84ZM201 207V206H200ZM226 207H228V205L226 206ZM230 207H231V205H230ZM230 207H228V208H230ZM17 208H19V207H17ZM22 208V207H21ZM27 208V207H26ZM232 208V207H231ZM230 208V209H231ZM237 208V207H236ZM48 209V208H47ZM84 210H85V208H83ZM225 210H226V208H224ZM230 209H228V210H230ZM233 209V208H232ZM2 212H6L5 211V209H3L2 208ZM9 210V209H8ZM22 210H24V209H22ZM41 210V209H40ZM39 210V211H40ZM50 210V209H49ZM77 210V209H76ZM89 210V209H88ZM227 210V211H228ZM237 210V209H236ZM18 211H21L20 209H18ZM25 212H26V210H24ZM24 211H21L23 214L25 213ZM36 211H38V210H36ZM38 211V212H39ZM234 211H235V208H234ZM234 211H233V213H234ZM238 211V210H237ZM237 211H235V212H237ZM9 211H7V213H6V215L7 214H9L8 213ZM21 212H18V215H19V217L21 216L20 215V213ZM30 212H31V210H30ZM88 212V211H87ZM21 213V214H22ZM34 213V212H33ZM36 213V212H35ZM40 213V212H39ZM49 213V212H48ZM3 215H5V213H2ZM47 214V213H46ZM86 214V213H85ZM230 214V213H229ZM235 214V213H234ZM24 215H26V214H24ZM35 215H38V213L37 214H35ZM40 215H42L41 213H40ZM49 215V214H48ZM51 215V214H50ZM53 215L55 216V214L53 213ZM74 215H75V213H74ZM33 216V215H32ZM54 216L52 217V219H54ZM24 217V219H25V216H23ZM45 217H47V216H45ZM44 217V218H45ZM90 217V216H89ZM35 218V217H34ZM37 218V217H36ZM36 218H35V220H36ZM85 218V217H84ZM21 219H23V218H21ZM30 219H32V217L30 216ZM230 219H231V217H230ZM1 220V219H0ZM26 220V219H25ZM232 220V219H231ZM27 221V220H26ZM25 221V222H26ZM34 222V220L32 219L31 220V222ZM39 221V220H38ZM37 221V222H38ZM28 222V221H27ZM32 222V223H33ZM45 222L47 223V221L45 220ZM77 222V221H76ZM118 222H120L119 220H118ZM213 222V221H212ZM53 223H54V221H53ZM189 223V222H188ZM34 224V223H33ZM48 224V223H47ZM50 224V223H49ZM120 224V223H119ZM76 225V224H75ZM82 225V224H81ZM40 226V225H39ZM49 226V225H48ZM24 227H25V224H24ZM26 227L28 228V226L26 225ZM53 227H55V225L53 226ZM68 227V226H67ZM121 227V226H120ZM31 229H28V231L29 230H32L33 228L32 227H30ZM38 228V227H37ZM122 228V227H121ZM121 228H119V229H121ZM34 229H36V227L34 228ZM34 229H33V231H34ZM60 229V228H59ZM191 229H193V228H191ZM58 230V229H57ZM33 231H29V232H32L33 233ZM40 230H38V232H39ZM41 231H43L42 229H41ZM121 231V230H120ZM184 231H186L185 229H184ZM58 232V231H57ZM192 232H193V230H192ZM51 233V232H50ZM122 233V232H121ZM120 233V234H121ZM38 234H40V233H38ZM42 234H44V233H42ZM192 234V233H191ZM258 234V233H257ZM260 234V233H259ZM34 235H36L35 233H34ZM188 235V234H187ZM43 236V235H42ZM160 236V235H159ZM191 236V235H190ZM60 237H61V235H60ZM158 237V236H157ZM8 238V237H7ZM31 238H33V237H31ZM41 238V237H40ZM39 238V239H40ZM44 239H45V237H43ZM51 238V237H50ZM69 238V237H68ZM158 238H160V237H158ZM188 238V237H187ZM258 238V237H257ZM38 239V238H37ZM36 239V241H38ZM48 239V238H47ZM184 239H186V238H184ZM35 240V239H34ZM4 241H5V239H4ZM49 241V240H48ZM33 242V241H32ZM35 242V241H34ZM186 242V241H185ZM257 242H258V240H257ZM15 243H17V242H15ZM20 243V242H19ZM19 243H18V245H19ZM44 243V242H43ZM47 243V242H46ZM121 243H122V241H121ZM157 243V242H156ZM182 243V242H181ZM184 243V242H183ZM187 243V242H186ZM51 244H54V243H51ZM76 244L77 243H72L71 244V249H72V251L74 252V253H76L75 254V256H73V257H77V259L79 258V260H81V261H85L84 260V256H83V253H82V251H80L77 247H76ZM124 244V243H123ZM122 244V245H123ZM158 244H159V242H158ZM259 244V243H258ZM34 245V244H33ZM40 244H38V246H39ZM1 246H2V244H1ZM20 246V245H19ZM35 246V245H34ZM37 245H36V247H38ZM47 246V245H46ZM190 246V245H189ZM16 247H17V245H16ZM40 247V246H39ZM124 246H122L121 248H123ZM156 247H158V245L156 246ZM1 248V247H0ZM20 248V247H19ZM70 248V247H69ZM189 248V247H188ZM264 247H262V249H263ZM38 249V248H37ZM257 249V248H256ZM16 250V249H15ZM24 250V249H23ZM50 250H52V249H50ZM50 250H49V252H50ZM184 250V249H183ZM185 250H186V248H185ZM38 251V250H37ZM43 251V250H42ZM69 251H71V250H68V252ZM21 252V251H20ZM87 252V251H86ZM158 252H159V250H158ZM186 252V251H185ZM22 253V252H21ZM24 253V252H23ZM46 253V252H45ZM262 253H263V251H262ZM41 254V253H40ZM44 254V253H43ZM52 254V253H51ZM188 254V253H187ZM50 255V254H49ZM63 255V254H62ZM88 255V254H87ZM263 254H261V256H262ZM4 256H6L5 254H4ZM41 256V255H40ZM43 257V256H42ZM46 257V256H45ZM87 257V256H86ZM51 259V261H52V256L50 257ZM122 258V256L120 257V260H122L121 259ZM41 259V258H40ZM47 259V258H46ZM43 260V259H42ZM87 260V259H86ZM93 260V259H92ZM50 261V262H51ZM53 263V262H52ZM74 263V262H73ZM123 263V262H122ZM10 264H11V262H10ZM45 264V263H44ZM69 264H70V262H69ZM118 264V263H117Z\"/></svg>","mask_w":264,"mask_h":264}]
</instances>
